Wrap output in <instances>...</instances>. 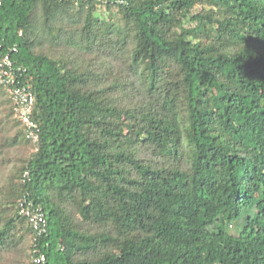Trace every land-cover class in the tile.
<instances>
[{
	"label": "trees",
	"instance_id": "trees-1",
	"mask_svg": "<svg viewBox=\"0 0 264 264\" xmlns=\"http://www.w3.org/2000/svg\"><path fill=\"white\" fill-rule=\"evenodd\" d=\"M8 52L0 264H264V0H2Z\"/></svg>",
	"mask_w": 264,
	"mask_h": 264
},
{
	"label": "built area",
	"instance_id": "built-area-1",
	"mask_svg": "<svg viewBox=\"0 0 264 264\" xmlns=\"http://www.w3.org/2000/svg\"><path fill=\"white\" fill-rule=\"evenodd\" d=\"M2 0H0V7ZM11 52H17V47H13ZM21 69L15 68L10 52L0 55V83L3 84L15 102V113L18 120L25 126L26 136L34 143L40 141L41 128L33 119L35 105V94L31 84L24 82L21 78ZM29 180V172L23 175V181ZM19 214L26 217L37 235L46 234L48 222L44 212L35 206L29 194H25L18 201ZM36 263L45 261V256L41 255L34 260Z\"/></svg>",
	"mask_w": 264,
	"mask_h": 264
}]
</instances>
